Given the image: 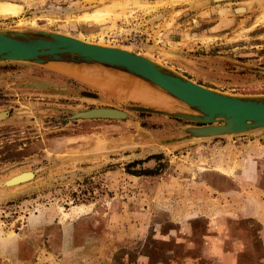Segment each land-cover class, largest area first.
Returning <instances> with one entry per match:
<instances>
[{"label":"rangeland","instance_id":"obj_1","mask_svg":"<svg viewBox=\"0 0 264 264\" xmlns=\"http://www.w3.org/2000/svg\"><path fill=\"white\" fill-rule=\"evenodd\" d=\"M0 2L22 7L18 17L0 18V29L56 32L139 53L201 86L264 98V0ZM105 10L113 14L100 24L78 19ZM55 70L0 62V112L7 113L0 121V186L30 172L24 170L35 172L25 185L0 187V264H215L211 246L220 234L227 252L255 250L260 259L264 167L258 166L259 178L244 170L252 169L245 159L264 155L257 139L248 146L241 135L185 143L186 129L199 124L130 112L131 106L166 108ZM30 81L59 91L24 88ZM171 103L168 110L190 112ZM95 108L128 116L68 118Z\"/></svg>","mask_w":264,"mask_h":264},{"label":"water","instance_id":"obj_2","mask_svg":"<svg viewBox=\"0 0 264 264\" xmlns=\"http://www.w3.org/2000/svg\"><path fill=\"white\" fill-rule=\"evenodd\" d=\"M0 62L32 63L51 68L56 73L58 72L54 69V64L78 67L98 65L133 76L164 91L172 98V101L185 106L190 112H175V108L162 111L142 106H131L128 111L177 118L199 124L186 129L185 136L182 137L185 143H209L214 138L240 135L253 137L264 134V98L230 95L201 86L161 69L152 61L139 56V53L93 44L56 32L35 29L7 31L0 29ZM67 78L77 82L70 77ZM23 87L38 91H59L58 87L37 81H30ZM77 93L79 97L85 99H99L97 94L91 92L78 91ZM0 114H4L3 118H0L2 121L7 113L0 112ZM127 116L126 111L119 109L95 108L76 112L68 118L70 120H124ZM24 171H30L33 175L29 182L35 179L34 171ZM5 184L7 181L3 185Z\"/></svg>","mask_w":264,"mask_h":264},{"label":"bare ground","instance_id":"obj_3","mask_svg":"<svg viewBox=\"0 0 264 264\" xmlns=\"http://www.w3.org/2000/svg\"><path fill=\"white\" fill-rule=\"evenodd\" d=\"M171 1V0H169ZM172 3H178L184 0H172ZM156 9V7L150 8L149 11ZM22 11V7L20 5H16L13 3L8 2H0V18L7 19V18H15L18 17ZM113 14L112 11H101L98 12L97 15H90L79 17L78 19L86 22L92 21L95 24H100L104 22L108 17ZM122 16V15H121ZM119 18L120 16H114L115 18ZM264 23V18L261 20ZM24 24V23H23ZM22 25V24H21ZM32 26L34 24H31ZM55 69L59 72L69 76L70 78L78 81V82H87L88 84L95 85L107 92H110L112 95L121 96L122 98L127 97H137L144 103H150L155 107H162L169 109L173 104L172 98L165 94V92L157 87H153L148 85L147 83L134 78L133 76H129L127 74L118 72L114 69L106 68L103 66L92 65V66H85V67H78V66H70L68 64H54ZM126 75L133 79H136L150 88L143 87L140 84L132 82L130 79L123 77L121 75ZM4 114H0V118H3ZM33 175L30 172L22 173L16 177H12L7 180V184L3 185L4 182L1 184L3 188H11L15 186H20L24 183L29 182L32 180Z\"/></svg>","mask_w":264,"mask_h":264},{"label":"crops","instance_id":"obj_4","mask_svg":"<svg viewBox=\"0 0 264 264\" xmlns=\"http://www.w3.org/2000/svg\"><path fill=\"white\" fill-rule=\"evenodd\" d=\"M83 84L88 85V86H92V87L100 90L99 87H96L95 85H92V84H88L87 82H83ZM261 135H263V134H261ZM260 137H261L260 135L259 136H253V137H247V138L244 137V138H242L241 145L244 146V144L246 143V146H248L249 143L253 144L254 140L257 139V143L264 150V140L262 142H260ZM253 147L257 148V146H253ZM258 152L262 154V151H258ZM253 162L256 164V168H257L256 170L258 171L257 175L259 178V174L261 171L258 170V166L264 167V155H259V157H256V159H254ZM263 174H264V172H263ZM212 187H211V189L215 190L216 192L220 191V189H217L216 187H213V188ZM259 191L262 193V195H264V187L259 188ZM220 193L227 194V192H224V191L220 192ZM258 222L261 225L258 238L261 240L262 245L264 246V222L263 221L261 222L260 220H258ZM215 239H216V241L214 242V245L212 244L211 253H210V255L212 254V256H213V260L215 261V264H264V253L260 257V259L256 260V255L254 254L255 250H252V253L245 254V255L242 253V251H243L242 249H241V251L235 252V253L227 252V250L225 248L226 244L221 245V247H220V244H218L220 242L223 243L225 241V239L222 238V234H220L219 236H216ZM238 242L241 246L243 245V242H241V241H238ZM217 246H218V248H220V252H218V254H215L213 252V250L216 249Z\"/></svg>","mask_w":264,"mask_h":264},{"label":"flooded vegetation","instance_id":"obj_5","mask_svg":"<svg viewBox=\"0 0 264 264\" xmlns=\"http://www.w3.org/2000/svg\"><path fill=\"white\" fill-rule=\"evenodd\" d=\"M252 160V159H251ZM245 161H246V163L247 164H249V163H251L252 164V169L251 170H248L249 169V166L245 169L244 168V170L246 171L245 173H246V175H250L251 174V171H253V169H254V172H256V174L255 175H257V168H256V164L253 162L254 160H252V161H249V160H246L245 159ZM249 162V163H248ZM254 166V167H253ZM250 171V172H249ZM244 175V174H243ZM73 225V224H72Z\"/></svg>","mask_w":264,"mask_h":264}]
</instances>
